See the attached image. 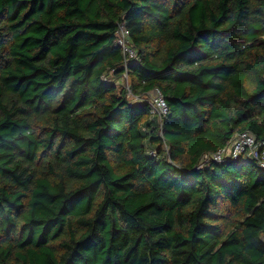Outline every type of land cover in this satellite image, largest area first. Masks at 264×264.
<instances>
[{
    "label": "trees",
    "instance_id": "16d2710c",
    "mask_svg": "<svg viewBox=\"0 0 264 264\" xmlns=\"http://www.w3.org/2000/svg\"><path fill=\"white\" fill-rule=\"evenodd\" d=\"M243 131L264 0H0V264H264V168L212 157Z\"/></svg>",
    "mask_w": 264,
    "mask_h": 264
},
{
    "label": "built area",
    "instance_id": "2783aa9c",
    "mask_svg": "<svg viewBox=\"0 0 264 264\" xmlns=\"http://www.w3.org/2000/svg\"><path fill=\"white\" fill-rule=\"evenodd\" d=\"M117 37L118 43L123 48L127 65L130 59L137 58V50L132 43L130 32L125 25H120ZM124 77H128V74L125 73ZM149 103L151 106V114L155 115L158 121L162 122L163 118L168 113V104L164 94L159 88L153 90L152 95L149 97ZM210 156L211 155H207L206 160H209L208 158ZM226 156L231 157L232 159H239L244 156L251 157L264 168V143L258 141L256 136L250 131L240 132L229 145L219 149L212 155L214 160L220 161Z\"/></svg>",
    "mask_w": 264,
    "mask_h": 264
},
{
    "label": "rangeland",
    "instance_id": "374dc122",
    "mask_svg": "<svg viewBox=\"0 0 264 264\" xmlns=\"http://www.w3.org/2000/svg\"><path fill=\"white\" fill-rule=\"evenodd\" d=\"M129 83H130V79H129V77H123L121 80H119V86H128L129 85ZM152 92L153 91H151L150 92V94H149V97H150V95H152ZM132 96V95H131ZM147 96V95H146Z\"/></svg>",
    "mask_w": 264,
    "mask_h": 264
}]
</instances>
